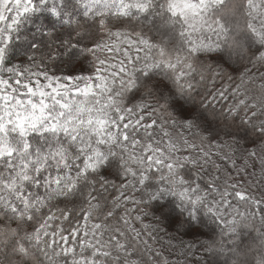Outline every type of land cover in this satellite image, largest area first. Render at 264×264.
I'll list each match as a JSON object with an SVG mask.
<instances>
[{
    "label": "snow or ice",
    "instance_id": "6c2138e0",
    "mask_svg": "<svg viewBox=\"0 0 264 264\" xmlns=\"http://www.w3.org/2000/svg\"><path fill=\"white\" fill-rule=\"evenodd\" d=\"M202 236L264 264V0H0V264H188Z\"/></svg>",
    "mask_w": 264,
    "mask_h": 264
},
{
    "label": "trees",
    "instance_id": "16d2710c",
    "mask_svg": "<svg viewBox=\"0 0 264 264\" xmlns=\"http://www.w3.org/2000/svg\"><path fill=\"white\" fill-rule=\"evenodd\" d=\"M259 221L257 220L256 228H259ZM205 237H200L199 241H188L192 243H196L197 247L194 249V255L188 258V264H205V261L208 259L207 254L205 253L203 248H200L198 245L201 241H203ZM187 241V238H185ZM241 243H239V247L241 250H245L246 248H252V247H258L259 245V237L257 232L252 228L247 229H241ZM159 247V245H157ZM179 250H177L178 252ZM165 255H167V252H165ZM251 255H255V252L251 253ZM170 260L180 259L184 260L185 257L178 256L177 254H173L169 256ZM223 259V257H222Z\"/></svg>",
    "mask_w": 264,
    "mask_h": 264
}]
</instances>
